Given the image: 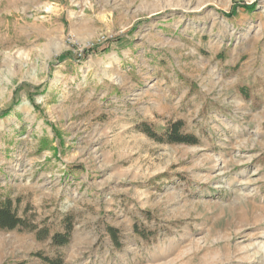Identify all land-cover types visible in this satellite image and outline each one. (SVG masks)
Masks as SVG:
<instances>
[{
	"label": "rangeland",
	"instance_id": "obj_1",
	"mask_svg": "<svg viewBox=\"0 0 264 264\" xmlns=\"http://www.w3.org/2000/svg\"><path fill=\"white\" fill-rule=\"evenodd\" d=\"M4 199L0 264H264V0H0Z\"/></svg>",
	"mask_w": 264,
	"mask_h": 264
},
{
	"label": "trees",
	"instance_id": "obj_2",
	"mask_svg": "<svg viewBox=\"0 0 264 264\" xmlns=\"http://www.w3.org/2000/svg\"><path fill=\"white\" fill-rule=\"evenodd\" d=\"M137 130L145 134L153 141L161 144H181V145H196L198 140L195 136L186 134L182 131L183 123L181 121H175L170 123L166 129L161 132H155L147 123H140L137 125ZM71 220L64 219L63 230L49 234L46 229H41L36 232L39 240L49 239L50 244L54 248L65 246L69 242L71 234ZM36 226L29 223L25 219L19 217L14 209L13 202L10 199H4L0 202V231H35ZM139 232V231H138ZM142 237L143 233L139 232ZM44 264H62V258L59 254L53 257L40 255Z\"/></svg>",
	"mask_w": 264,
	"mask_h": 264
}]
</instances>
